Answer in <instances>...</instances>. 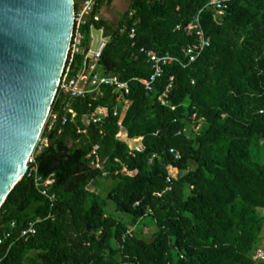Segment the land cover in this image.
Returning a JSON list of instances; mask_svg holds the SVG:
<instances>
[{
    "label": "trees",
    "instance_id": "obj_1",
    "mask_svg": "<svg viewBox=\"0 0 264 264\" xmlns=\"http://www.w3.org/2000/svg\"><path fill=\"white\" fill-rule=\"evenodd\" d=\"M208 1L132 0L116 26L102 17L93 23L107 38L104 71L129 90L120 102L111 86L77 99L56 95L58 120L47 121L41 137L48 144L35 151L38 173L55 177L49 192L56 200L25 174L0 209V237L12 234L0 244V264H257L253 256L264 248V0H232L224 13ZM113 2L97 0L95 14ZM197 16L211 45L187 67L167 65L147 90L139 79L153 68L140 49L186 61L183 48L197 40L186 27ZM83 60L76 57L73 74ZM168 87L175 109L159 100ZM69 102L78 115L64 124ZM95 112L103 122L90 121ZM195 112L205 118L198 131ZM121 122L130 138H143V152L118 138ZM96 144L103 170L88 158ZM38 218L37 233L19 238Z\"/></svg>",
    "mask_w": 264,
    "mask_h": 264
},
{
    "label": "water",
    "instance_id": "obj_2",
    "mask_svg": "<svg viewBox=\"0 0 264 264\" xmlns=\"http://www.w3.org/2000/svg\"><path fill=\"white\" fill-rule=\"evenodd\" d=\"M75 0H0V209L24 178L55 100ZM94 50L103 32L92 28Z\"/></svg>",
    "mask_w": 264,
    "mask_h": 264
},
{
    "label": "built area",
    "instance_id": "obj_3",
    "mask_svg": "<svg viewBox=\"0 0 264 264\" xmlns=\"http://www.w3.org/2000/svg\"><path fill=\"white\" fill-rule=\"evenodd\" d=\"M231 1L232 0H209L208 6L212 7L217 12L224 13L228 9ZM96 7L97 0H83L82 3L79 4V6L75 9L73 32L69 45L68 56L64 66V70L58 83L56 95L59 94V96L69 97L70 99H77L98 93L101 90L102 86H111L120 93V95H118L117 97V101L120 102L122 100L121 98L123 92L129 90V84L128 82L120 81L116 76L108 75L104 71V68L100 63L102 51L106 45L107 39L104 38V30L97 28L93 24L94 22H98L101 18L99 14H95ZM87 27L91 28L90 33H87ZM94 27L103 32L102 43L97 50H94L92 48L93 35L91 32L92 28ZM177 28L180 29L181 26L178 25ZM186 31L188 34L194 35L197 39L194 43L189 44L188 46L183 48V53L185 55L186 61H181L179 58L174 57L170 54L160 55L154 50H148L144 47L140 49V52L147 56V59L152 64L153 68V72L148 78L139 79L140 82L145 85L147 90H153L155 83L163 76L165 67L167 65L179 61L184 67H187L188 65L196 62V60L201 56L206 48L211 45V38L206 34L204 28L202 27L199 16H197L195 20L186 27ZM129 35L131 39H134L136 37V29L132 28ZM78 55H83L84 60L81 67L73 74L74 64ZM173 78L174 77H171V80H173ZM169 91L170 87H168L166 91L159 97V100L163 105H170L173 109H175V106H172L168 102ZM129 103V101H126V108L129 106ZM66 108L70 111L71 117H64V124L67 123L69 119L74 120L78 115L77 111L71 108L70 102L67 104ZM262 112L263 111H261V113ZM117 113L118 112L116 111V114ZM58 117V112H53L51 109L47 119V121L50 120V127L55 121L58 120ZM90 121L95 123L103 122V117L99 116L95 112L91 115ZM204 121L205 118H199L197 112L193 113L192 128L195 131L200 130L203 126ZM124 129L125 128L121 122L118 138L122 139L121 131H123ZM185 130H180L178 133L183 134ZM79 132H86V130L80 129ZM133 141L138 140L136 139ZM47 144L48 139L40 137L37 143V152H40ZM129 146L131 151H144V146L142 143L136 145L129 144ZM99 151L100 144L94 145L92 151L88 155V158L92 160L91 164L94 168L103 170L104 160L100 156ZM169 151L171 154L175 155L176 159H179L181 157V154L177 149L170 148ZM155 157H157V154L153 156V158ZM125 171L128 172L127 169H125ZM104 174L106 173L104 172ZM26 175L28 177H34L36 186L40 189L43 195L47 196L51 200V202H54L56 200V195L49 192V188L55 183V177L54 175H51L48 178H44L38 173L35 154L31 156L28 161ZM168 181L171 182L172 178L169 177ZM171 189L172 186L168 185L166 191ZM162 194L163 192L157 193L158 196H162ZM41 220V218H38L35 221H31L28 226L22 230L19 238L27 240L31 236L35 235L37 233V223ZM15 226L16 223L13 222L12 227ZM11 236V233H7L4 237H0V244H3L5 240H7ZM253 258L257 261V264H259V262L261 261H264V248L260 247L259 249H257Z\"/></svg>",
    "mask_w": 264,
    "mask_h": 264
},
{
    "label": "rangeland",
    "instance_id": "obj_4",
    "mask_svg": "<svg viewBox=\"0 0 264 264\" xmlns=\"http://www.w3.org/2000/svg\"><path fill=\"white\" fill-rule=\"evenodd\" d=\"M131 2L132 0H114V2L111 5L104 6L101 9L100 14L102 18H104L110 26L114 27L118 24L122 15L129 10ZM36 148H37V145L31 156L35 154ZM92 189L95 191H98L95 188H92ZM151 230L153 229L152 228L145 229V232L147 233L149 239H151L152 237L149 233Z\"/></svg>",
    "mask_w": 264,
    "mask_h": 264
},
{
    "label": "crops",
    "instance_id": "obj_5",
    "mask_svg": "<svg viewBox=\"0 0 264 264\" xmlns=\"http://www.w3.org/2000/svg\"><path fill=\"white\" fill-rule=\"evenodd\" d=\"M82 1L83 0H80V2H79V4H81L82 3ZM99 15H100V17H102L101 16V14L99 13ZM92 33V35H93V31L91 32ZM105 38V37H104ZM105 39H107V38H105ZM93 48V47H92ZM125 113V112H124ZM121 137H122V139L123 140H126L127 142H128V144H131V145H136V144H139V143H142L143 142V139H142V137H139V138H130L129 136H128V132L124 129L123 131H121ZM138 140V141H133V140Z\"/></svg>",
    "mask_w": 264,
    "mask_h": 264
}]
</instances>
